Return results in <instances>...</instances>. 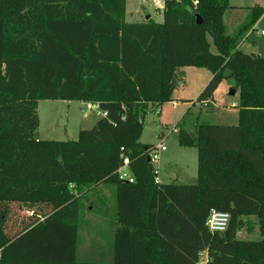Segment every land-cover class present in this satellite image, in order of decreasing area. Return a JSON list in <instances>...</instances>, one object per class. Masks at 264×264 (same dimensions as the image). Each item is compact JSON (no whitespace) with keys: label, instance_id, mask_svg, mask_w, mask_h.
<instances>
[{"label":"trees","instance_id":"1","mask_svg":"<svg viewBox=\"0 0 264 264\" xmlns=\"http://www.w3.org/2000/svg\"><path fill=\"white\" fill-rule=\"evenodd\" d=\"M230 8L165 0L162 23H129L126 0H0V264H200L203 253L264 264V57L239 47L264 9L228 35ZM191 66L213 73L203 103L235 80L239 122L181 130L179 145L198 150L197 183H157L145 112L172 100L177 68ZM57 100L106 116L76 141L41 140L39 102ZM125 156L134 183L119 178ZM103 184L117 189L114 260L79 262L80 199ZM213 209L230 214L225 232L208 229ZM244 217L260 218V240L238 238Z\"/></svg>","mask_w":264,"mask_h":264},{"label":"rangeland","instance_id":"2","mask_svg":"<svg viewBox=\"0 0 264 264\" xmlns=\"http://www.w3.org/2000/svg\"><path fill=\"white\" fill-rule=\"evenodd\" d=\"M164 2L165 0H159L156 5L153 0H126V21L162 23L164 15L163 11H160L162 10L160 6H164ZM230 6L224 21L227 34L234 35L248 22L254 7L264 9V0H230ZM263 31L264 13L241 39L240 49L243 43L244 52H254L264 57ZM208 39L211 43V52L217 54L218 50L212 38L208 36ZM212 78L213 73L206 68L193 66L177 68L172 82V100L164 102L161 106L150 105L145 112L140 142L153 146L156 150L161 144L167 148L166 151L159 150L158 160L152 162L153 167L158 170L162 184L197 183L198 150L179 145L181 130L193 134L195 123L237 125L239 122V92L235 87L234 79H224L217 86L210 102L203 103L198 100ZM232 91H235V95H231ZM67 104L68 102L60 100L44 101L40 104L38 134L42 140L76 141L81 129L93 128L102 118L98 110H94L90 117L83 119L81 109L84 106L80 102L74 101L71 103V108ZM86 113L89 114L90 111L87 109ZM172 174L177 176L175 180L171 178ZM80 200L83 202V208L79 226L77 261L113 262L115 233L120 226L116 215V186L103 184L86 192ZM19 221L17 215L12 220L13 223ZM237 236L240 240H260L262 238L260 218H242ZM202 257H208L207 253Z\"/></svg>","mask_w":264,"mask_h":264},{"label":"built area","instance_id":"3","mask_svg":"<svg viewBox=\"0 0 264 264\" xmlns=\"http://www.w3.org/2000/svg\"><path fill=\"white\" fill-rule=\"evenodd\" d=\"M153 1H155L157 3L156 5H158L159 0H153ZM197 4H198V2H195V5H197ZM157 7H159V6H157ZM160 7L162 9L164 8V6H160ZM262 35H264V31L262 32ZM93 107H94L95 111L98 110V114H100L102 117L106 116V113L101 111L98 105H94ZM93 107L91 108V106H90V108L88 109L90 111V113H91V109H93ZM166 149H167L166 146L161 144L158 146L157 150L152 151L150 153V157L152 159V162L158 160V158H159L158 151L159 150L166 151ZM156 171H157V176H158V170H156ZM117 172H118L120 180L127 181L129 183L135 182V179L130 172V158L128 156L124 157L123 163ZM156 182L160 183L159 177L156 178ZM230 220H231V216L229 213L221 212V211H218L216 209H213V210H211L209 218L207 220V227L210 230V232H212V233H222L228 229L229 224H230ZM203 255L205 256V254L203 253L201 255V257ZM207 259H208L207 257L206 258L202 257L200 264H206V262L208 261Z\"/></svg>","mask_w":264,"mask_h":264},{"label":"crops","instance_id":"4","mask_svg":"<svg viewBox=\"0 0 264 264\" xmlns=\"http://www.w3.org/2000/svg\"><path fill=\"white\" fill-rule=\"evenodd\" d=\"M160 11H163V15H164V10L162 9V10H160ZM150 17V16H149ZM163 20H164V16H163ZM163 22V21H162ZM158 23V22H157ZM247 36H248V34H247ZM244 44L242 43V47H241V49L243 50V48H244V46H243ZM251 53V52H250ZM254 53V52H253ZM257 54V53H256ZM42 102H44V101H40L39 102V107H38V110H39V115H40V104L42 103ZM65 102H68V106L71 108V103H74V101H65ZM80 104L82 105V106H84L82 109H81V112H82V114H83V119H86V118H88V117H90V114H92L93 112H94V105L93 104H90V103H84V102H80ZM90 106H91V108L93 107V109H91V113H86V110L87 109H89L90 108ZM71 110V109H70ZM74 116V112L72 113V117ZM39 138L41 139V137L39 136ZM42 140V139H41ZM171 178H173L174 180L177 178V176L175 175V174H172L171 175ZM162 184V183H161ZM172 184V183H171ZM117 221H118V219H117Z\"/></svg>","mask_w":264,"mask_h":264},{"label":"water","instance_id":"5","mask_svg":"<svg viewBox=\"0 0 264 264\" xmlns=\"http://www.w3.org/2000/svg\"><path fill=\"white\" fill-rule=\"evenodd\" d=\"M197 17V22L199 23V24H201L202 23V19H201V17H200V15H197L196 16ZM150 17H148V19H149ZM231 95H235V91H232V94Z\"/></svg>","mask_w":264,"mask_h":264}]
</instances>
